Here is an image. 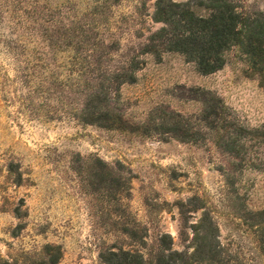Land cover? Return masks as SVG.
I'll return each instance as SVG.
<instances>
[{"label":"rangeland","instance_id":"374dc122","mask_svg":"<svg viewBox=\"0 0 264 264\" xmlns=\"http://www.w3.org/2000/svg\"><path fill=\"white\" fill-rule=\"evenodd\" d=\"M155 2L0 0V264L201 243L219 262L191 264H264L263 59L200 74L161 51Z\"/></svg>","mask_w":264,"mask_h":264},{"label":"trees","instance_id":"16d2710c","mask_svg":"<svg viewBox=\"0 0 264 264\" xmlns=\"http://www.w3.org/2000/svg\"><path fill=\"white\" fill-rule=\"evenodd\" d=\"M153 21L163 27L159 47L163 52H177L195 64L200 74H211L224 65V54L238 47L264 64V21H249L237 10L235 0H190L173 3L156 0ZM180 253L172 248L160 251L155 264L182 263ZM173 257L178 259L174 260ZM219 251L206 249L204 243L191 253V263H218ZM104 264H149L141 252L117 250L100 256ZM179 261V262H177Z\"/></svg>","mask_w":264,"mask_h":264}]
</instances>
